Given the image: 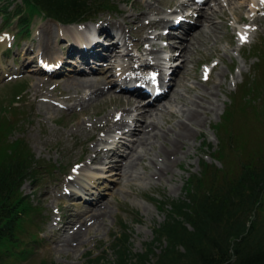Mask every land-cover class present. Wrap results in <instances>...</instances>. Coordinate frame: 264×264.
<instances>
[{
  "label": "rangeland",
  "instance_id": "rangeland-1",
  "mask_svg": "<svg viewBox=\"0 0 264 264\" xmlns=\"http://www.w3.org/2000/svg\"><path fill=\"white\" fill-rule=\"evenodd\" d=\"M11 1L7 9L8 15L3 14V2L0 1V35L7 36L6 39L0 40V106H2L0 115L9 116L13 109L17 115L12 106L13 104L22 105L20 110L23 112V117L20 121L8 122L7 136L11 140L19 138L20 141H26L34 158L39 162L36 179H26L20 188L23 193L28 194L34 207L30 213V222L25 224L26 230L22 238L25 242L34 244V247L31 252L33 258H24L19 264H33L34 260L39 261L40 258H47L48 261L57 264H116L110 243L111 233L118 232L120 229L119 221L126 224L132 255L141 252L153 236V226L161 222L165 215L156 200L167 197L175 199L183 195L186 180L192 173L200 171L201 157L204 156L203 159L208 163L213 160L210 153L219 144L214 124L219 122L223 110L229 106L231 92L234 93L243 79L251 80L258 74V69L254 68L258 61L253 53V46L260 45V41L263 44L260 46H264V0H261L262 4L260 0H205L198 10L193 0H173L170 4H166L168 0H154L155 2L153 0H109L103 8H98L99 5L95 6L98 11L90 15L91 17L87 20H83L84 22L63 24L35 12L28 17V32L17 28L20 16L15 15V11L13 14L10 13L16 7L19 11L26 10L27 7L21 5L20 0ZM181 1L184 2V8L179 9L176 15L192 20L189 24V33L182 34L185 37L184 40H180L178 36L183 26L174 25L171 28L170 23L173 12H176L173 9H178L177 5ZM136 3H139V7ZM161 3L165 4L162 8ZM148 5L156 9L150 10ZM136 14L141 15V24L159 17L161 21L153 24L154 28L148 27V24L145 26L148 29L142 28L138 26L139 22L130 20L133 19L132 15ZM205 14L212 17L211 22L203 19L202 16ZM118 19L122 20L123 30L126 32L125 39L132 43L142 38L143 46L136 47L130 44V52L127 55H123L122 46L124 45L114 46L117 47L115 51L118 55H114V59L110 58L113 57L112 55L109 56L110 59L107 57L96 59L99 54L78 49L80 42L84 45L88 40L96 38L93 28L92 33L89 34L86 31L80 33L77 30L78 27L86 24L92 27L98 23V26L109 27V30L118 32L120 35L121 30L116 23ZM113 23L116 25L114 26ZM56 24L61 26V30H57ZM243 25L246 26L245 29L250 35L247 41L241 43L236 31ZM165 28L169 29L165 37L163 33L157 35ZM148 32L154 37H148ZM193 35H197L195 36V38L198 37L197 41ZM106 36L103 34L101 38L105 42L111 40L110 36ZM170 43L174 45L169 46ZM181 46L189 48L184 56L180 53ZM82 47L85 50L86 46ZM146 47H151L152 51L148 52ZM194 47L196 48L193 49ZM102 50L106 53L107 49ZM39 52H42L41 60L46 64L55 65L60 62L59 69L54 73H44L52 68L42 66L40 69L36 65V57L40 56ZM169 54L175 55L172 60L163 58V56L168 58ZM143 58L147 61L144 64L141 63ZM148 61L158 63L161 73L165 71V66L163 67L162 64L168 65L169 68L170 63L179 64V68L176 67L175 72L170 74L173 81L171 88L154 104L159 103L158 107H162L161 102L165 103L167 97H175L169 98L166 104L171 103L170 108L181 112L184 107H191L196 102H200L204 122L194 124V132L191 136L181 141L169 128V126L175 127L177 117L168 113L169 109L166 111L163 107L160 110L153 108L151 113L138 117L140 119L138 122L154 121L156 123L154 129L167 135L160 137L156 144H145L147 146L144 145V147L136 146L135 139L140 135L139 133L125 136L124 144L119 151L125 149L123 155L126 157L114 158L115 154L108 157L104 153L106 151L111 153L109 146H112L121 135L117 131L136 123V111H129L132 112L129 115L116 109L123 105L125 98L134 97V94L116 91L113 88L120 77L119 67L127 68L126 73L135 71L145 73ZM205 64L211 67L208 80H205L202 74ZM81 67L97 68L86 73H75L74 69ZM182 73L185 75L183 76ZM72 78L101 81L104 79V83L101 82L102 87L108 88L107 91L110 90L111 93L107 95L105 90L100 93L103 97L97 98L88 87L76 92L67 85L68 82L66 83ZM179 78L181 79L177 83ZM35 86L37 89H34ZM16 88L24 90L25 98L19 100L17 95H14ZM261 89L263 93L255 100L256 104H264V85ZM112 93L120 95L118 99L120 103L114 101ZM14 99L22 102L13 103ZM139 100L142 99L139 97ZM255 103L252 100L249 104ZM125 106H130V103L127 102ZM210 106L212 109H209ZM79 107L81 109L77 110ZM235 108L238 109L236 106ZM114 112L121 113L120 118H114ZM105 113L109 120L113 119L120 123L116 129L111 127L100 133L99 124L102 123L101 119L104 118ZM121 119L126 121V127L121 123ZM138 122L136 125L139 124ZM232 125L236 128L240 126L234 121ZM142 127L141 129L139 127L140 131ZM172 140L177 142V147L175 152L168 154V157L170 156L173 160L171 169L166 170L165 173H157V169L154 166L152 168L149 159L159 163L164 157L159 155V149L164 148V145L171 147ZM204 143H208L209 146ZM91 147L104 148L106 151L103 154L102 152L97 154L94 160H90L95 154ZM134 147L137 151L139 150L138 152L145 154V159L136 164L134 171H125L123 164L130 156V149ZM214 161L217 166H221L219 160ZM114 162L119 164L107 166ZM71 168L77 170L72 171ZM70 176L75 177L70 181L68 179ZM77 186L83 192L77 189ZM99 195L102 196L99 197ZM84 197H89L85 198L86 200L91 198L93 203L86 202ZM96 201L109 202L108 208L110 207L111 212L108 216L106 214L107 217L104 216V222H93L90 215L91 207ZM61 217L71 222L65 231L55 234L54 231L60 225ZM72 234L75 239H71ZM32 236L36 239L31 241ZM66 239L69 240L67 245H59ZM156 248L158 249V245ZM96 256H99V259L90 263L88 258ZM0 264L13 263L8 258L6 261L1 260Z\"/></svg>",
  "mask_w": 264,
  "mask_h": 264
},
{
  "label": "trees",
  "instance_id": "trees-1",
  "mask_svg": "<svg viewBox=\"0 0 264 264\" xmlns=\"http://www.w3.org/2000/svg\"><path fill=\"white\" fill-rule=\"evenodd\" d=\"M0 1L8 15L12 1ZM106 3L109 0H21L26 10L16 7L10 13L20 16L17 27L28 32V17L35 12L71 23L88 19L98 11L95 6ZM253 49L258 74L243 79L214 124L219 144L211 154L222 166L201 158L200 171L186 180L183 195L155 199L165 216L153 226V236L141 252L132 255L126 224L120 220L121 229L112 233L110 243L116 264H264V104L255 103L263 93L264 46ZM12 107L17 115L14 109L9 116L0 115V261L10 258L19 264L33 258L34 247L22 238L34 207L20 188L26 179H36L39 162L26 141L7 136L8 122L23 117L22 105ZM236 117L253 138L232 129ZM98 257H89V262ZM36 261L33 264H57L47 258Z\"/></svg>",
  "mask_w": 264,
  "mask_h": 264
},
{
  "label": "bare ground",
  "instance_id": "bare-ground-1",
  "mask_svg": "<svg viewBox=\"0 0 264 264\" xmlns=\"http://www.w3.org/2000/svg\"><path fill=\"white\" fill-rule=\"evenodd\" d=\"M154 1V0H153ZM162 1V0H161ZM165 1H167V0H165ZM173 0H168L167 2H166V4H170L171 2H172ZM155 2V1H154ZM229 3H231V2H229ZM237 3H239V2H237ZM137 5H138V7H139V3H136ZM142 4V3H141ZM162 4V3H161ZM233 4V3H232ZM241 4V3H240ZM163 5H165V4H162L161 5V8H162V6ZM177 6H179V8L178 9H183V7H184V2H180ZM240 6V5H239ZM134 7H135V5H134ZM147 8V7H146ZM148 8L151 10V9H156V8H154V7H152V5H148ZM233 8V7H232ZM173 10H175L176 11V9H173ZM234 10V9H233ZM143 11H145V10H143ZM237 11V10H236ZM146 12V11H145ZM222 12V11H221ZM143 13V12H142ZM174 13V12H173ZM177 12H175L174 14H173V17L172 18H170V20H171V22L170 23H172L173 21L175 22V21H177L180 25L181 24H183V22H184V20L182 19V18H178V19H174L175 18V14H176ZM144 14V13H143ZM142 14V15H143ZM207 14V13H206ZM203 15L202 17H203V19H207V20H209L210 22L212 21V17L211 16H208V15ZM264 14V13H263ZM222 15H224V13L222 14ZM216 16V15H215ZM261 16V15H260ZM143 17V16H142ZM199 17V16H198ZM225 17V16H224ZM132 18L133 19H130V20H132V21H136V22H139L138 23V26L139 27H142V28H144L147 24H148V27H151V28H154V25L153 24H158V23H160V21H161V17H159L158 19H150L146 24H141L140 23V18H141V15H139V14H136V15H132ZM260 18V17H259ZM168 19V18H167ZM200 20V19H199ZM105 21V20H104ZM122 20L121 19H118V21H116V23L118 24V26H119V28H120V30H121V33L122 34H120L119 36L118 35H114L113 34V36H110L109 34H111V30H109L110 28L108 27V28H104L103 26H98V23H96L95 25H93L92 27H90L89 26V24H86V25H84V26H82V27H78V31L80 32V33H82L83 31H86L87 33H92V28L94 29V33H95V35H96V38L95 39H93V40H88V42H86L83 46H86V48H85V50H84V48L82 47V45L79 43V46H78V49L79 50H81V51H83V52H85V51H90L91 53H95V54H99V56H102L103 55V50L102 49H107V51H108V53L105 55L108 59H114V55H117V52L115 51V50H117V47L115 48L114 46H119V44H120V41L123 39V42H122V45H124L123 46V49H124V55H127L129 52H130V47L131 46H129L130 44H133L134 46H136V47H138V46H143V44H144V40H142V38H138L136 41H134V42H132V43H130L129 41H127L126 39H125V36H126V32L123 30V24H122V22H121ZM124 21H126V19L124 20ZM262 21H263V19H262ZM131 22V21H130ZM109 23V22H108ZM60 24V23H59ZM59 24H56L57 26H55L56 28H57V30L59 29V30H61L60 29V27L61 26H59ZM131 24V23H130ZM113 25L115 26L116 24L115 23H113ZM214 25V24H213ZM59 27V28H58ZM203 27V26H202ZM210 27H212V25L210 24ZM146 28V27H145ZM213 28V27H212ZM217 28V27H216ZM146 29H148V28H146ZM190 29V28H189ZM189 29H188V31H187V29L185 30L186 32H187V34L189 33ZM203 29V28H202ZM148 30H146V32H147ZM100 33V34H98L97 35V33ZM128 32V31H127ZM205 33V32H204ZM107 35L106 37H111L110 39L111 40H107L106 41V43H109L108 45H106V44H103V41H104V39H102L101 38V35ZM116 34H119L118 32L116 33ZM208 34V33H207ZM206 34V35H207ZM158 35H161V33H158ZM148 37H153V34H151V33H149L148 32V35H147ZM164 37H165V34L163 35ZM189 36V35H188ZM195 36H197V35H193V37H194V39H196L195 41H197L198 40V37H196L195 38ZM209 36V35H208ZM6 34H5V36L4 35H0V40H3V39H6ZM129 38V37H128ZM200 38V37H199ZM49 39V38H48ZM106 39V38H105ZM185 39V37L183 38V37H181L180 38V40H184ZM43 40H45V39H43ZM75 40H80V39H75ZM73 41V40H72ZM105 42V41H104ZM239 43V42H238ZM46 45V44H45ZM155 45V44H154ZM174 45V43H170L169 44V46H173ZM110 46V47H109ZM153 46V45H152ZM193 46H195L194 44H193ZM182 48L180 49V53L181 54H183L182 56H184V55H186L187 54V50L189 49V48H185V46L183 47V46H181ZM112 48V49H111ZM147 48V51L148 52H151L152 51V48L151 47H146ZM196 47H194L193 49H195ZM47 49V48H46ZM111 50H113L114 52H112ZM99 51H101V52H99ZM194 51V50H193ZM69 52V51H68ZM179 52V51H178ZM42 53V52H41ZM41 53L39 52V54H40V58H42L41 57ZM101 54V55H100ZM179 54V53H178ZM79 55V54H78ZM86 55V54H85ZM110 55H112L113 57H110L109 58V56ZM118 56V55H117ZM130 56V55H129ZM174 56L175 55H173V54H169V56H168V61H170V60H172L173 58H174ZM130 58V57H129ZM132 58V57H131ZM138 58V57H137ZM187 58V57H186ZM78 60V59H77ZM127 61V60H126ZM91 62V61H90ZM146 62V59L145 58H143L142 59V61H141V63H145ZM86 63V62H85ZM121 63V62H120ZM115 64V63H114ZM178 65L179 64H176V63H170V67L172 68V70L175 72V70H176V67H178ZM82 66V65H81ZM95 66V65H94ZM115 66V65H114ZM141 66V65H140ZM130 68H132V67H130ZM130 68H129V70H130ZM179 68V67H178ZM182 68V67H181ZM74 69V68H73ZM95 69V67H92L91 68V70L93 71ZM113 69V68H112ZM74 70H76V71H78V72H85V71H88V70H83V69H78V68H76V69H74ZM76 73V72H75ZM110 73H112V72H110ZM186 73V72H185ZM181 74V73H180ZM188 74V73H187ZM175 75H177V74H175ZM182 75L184 76L185 74L184 73H182ZM211 75V74H210ZM209 75V76H210ZM64 76V75H63ZM209 76L207 77V79L206 80H208V78H209ZM115 77H117V76H115ZM136 76L135 75H133V76H130L129 78H128V80H127V83H129V84H133V83H135V80H134V78H135ZM108 79V78H107ZM180 79L181 78H179V80L177 81V83H179V81H180ZM40 80V79H39ZM223 80V79H222ZM38 81V80H37ZM104 81V79L101 81V80H99V79H94V80H89V79H84V78H82V79H74V78H72V80H67L66 81V83L68 82V86L70 87V88H72L74 91H79L81 88L83 89V88H86V87H88V88H90L91 89V93H94L95 95H96V97L97 98H99V96L100 97H103V96H101L100 95V93H102L103 91H107V89H104L103 87H102V83L101 82H103ZM41 82V81H40ZM39 82V83H40ZM168 82H170V80L168 79ZM172 82V84H173V81H171ZM104 83V82H103ZM175 83V82H174ZM37 86V85H36ZM36 86L34 87V89H37L36 88ZM102 87V88H101ZM159 87L160 88H162V92L165 90V84H164V82L163 83H159ZM113 88H115V90L116 91H119V90H121V89H123L122 88V86H121V84L120 83H116L115 84V86H113ZM200 90V89H199ZM175 91V90H174ZM174 91H172V93L174 92ZM200 92V91H199ZM111 93V91L110 90H108L107 91V95L108 94H110ZM166 92H164V93H161V94H157L156 96H152V92L151 93H149V94H146L145 92H142V91H138L137 93H134V97L133 98H130V97H128V98H125L124 99V102H123V105L122 106H120V108H116V109H119V110H122V112L121 113H126V114H131L129 111H136V115H135V118H136V123H134L132 126L129 124V126L128 127H126V128H124V130L121 132V135H119V137L114 141V143H113V145L109 148V149H111V153H107V151H106V149H104V148H99V149H97V148H94V147H91L90 149H92V150H94L95 151V154L92 156L91 154V158H90V160H94L95 159V157L97 156V154H99V153H101L102 152V154L106 151V153H104L106 156H111V154L113 155V154H115L114 156V158H121V156H123L124 158L126 157V155L124 156L123 155V152H124V150L123 151H119V149L122 147V144H124V140H125V136H128V135H134V134H136V133H139L140 135L139 136H137V138L135 139V141H136V143H137V145L136 146H138V145H140V146H143L144 147V145L145 144H150V145H152V144H156V141L160 138V137H162V136H166L167 134H165V133H162V132H159V131H157V130H155L154 129V127L156 126V123L154 122V121H148V122H143V123H141V122H138L140 119L138 118V117H142V116H146L147 114H149V113H151V111H152V109L154 108V110L155 109H157V110H160L162 107H163V109L164 108H166V111L168 110V113H170V114H172V115H175L176 117H177V119H176V121H175V123L174 124H176L175 125V127H172V126H169V128L171 129V131H172V133L175 135V137L178 139V140H181V141H183V140H186V138H188V137H190L191 136V134L194 132V124H198V123H200V122H204V117H203V113H202V111H201V109H200V107L202 106V104L200 103V102H196L195 103V105L194 106H191V107H189V106H187V107H184L183 108V110L181 111V112H179L178 110H176V109H172V108H170V105H171V103H169L168 105L166 104V102L169 100V98L171 99H173V98H175V97H167V101L164 103V102H161L162 103V107L160 106V107H158L159 106V103H157V104H154L155 103V101L156 100H158V98L163 94V96H164V94H165ZM131 94H133V93H131ZM144 94V98L146 99V101H144L143 102V100H139V96H141V95H143ZM210 95V94H209ZM111 96L114 98V101H116V102H118V103H120L119 101H118V99L120 98V95L119 94H116V95H114L113 93L111 94ZM92 97H94V96H92ZM95 97V98H96ZM210 98V97H209ZM208 98V99H209ZM91 99H93V98H91ZM143 99V98H142ZM200 99H201V97H200ZM204 99V98H203ZM207 99V100H208ZM206 100V101H207ZM88 101V100H87ZM98 101V100H97ZM174 101V100H173ZM127 102H129L130 103V106H125V104L127 103ZM171 102V101H170ZM203 102V101H202ZM84 103V102H83ZM212 104V103H211ZM119 105V104H118ZM121 105V104H120ZM155 105V106H154ZM161 105V104H160ZM152 106V107H151ZM154 106V107H153ZM186 106V105H185ZM214 106V105H213ZM175 107V106H174ZM182 107V106H181ZM211 107V106H210ZM204 109H207L206 107H203ZM48 109V108H47ZM181 109V108H180ZM209 109H212V107L211 108H209ZM158 112V111H157ZM110 113V112H109ZM114 113H116L117 114V112H114ZM114 113H113V115H114ZM206 114V113H205ZM150 116V115H149ZM119 118H120V116H119ZM208 119V118H207ZM102 123H100L99 124V132L100 133H102V132H104V131H106V130H108V129H110L111 127L112 128H117V127H119V121H116V120H109V118H108V115H107V113H105V115H104V118L102 117ZM134 120V119H133ZM98 121V120H97ZM83 122V121H82ZM125 120L123 119H121V123L122 124H125ZM131 122H132V120H131ZM137 122L139 123L138 125H136L137 124ZM118 123V124H117ZM91 124V123H90ZM81 125V124H80ZM118 125V126H117ZM141 126H143L142 127V131H140V129H141ZM149 126H151L150 128H149ZM139 127H140V129H139ZM82 128V127H81ZM123 129V128H122ZM108 132V131H107ZM168 133V132H167ZM104 134V133H103ZM102 134V135H103ZM138 135V134H137ZM168 135H169V133H168ZM170 139V138H169ZM168 139V140H169ZM171 140V139H170ZM97 141V140H96ZM173 141V140H172ZM110 143V142H109ZM135 143V142H134ZM179 144H181V143H179ZM93 145V144H92ZM95 145H96V143H95ZM135 145V144H134ZM150 145H148V146H150ZM145 146H147V145H145ZM128 147V146H127ZM164 148H162V149H159V155L161 154V155H164V157H163V159H161V161L158 163V162H156V163H154L153 162V160L152 159H149V163L152 165V168H153V166L155 167V169H157V173H165L166 172V170H170L171 169V166H172V162H173V160L171 159V157L169 156L168 157V154L170 155L171 154V152H175V148L177 147V142L176 141H173L172 142V146L170 147V146H163ZM108 148V147H107ZM126 148V147H125ZM102 149H103V151H102ZM147 149V148H146ZM129 151V150H128ZM139 151V150H138ZM137 150H136V148L134 147V148H131L130 149V151H129V153H130V156H129V158L127 159V161L123 164V166H124V169H125V171H129V172H131V171H134V168H135V166H136V164L138 163V162H142V160H144L145 158V154H143L142 152H138ZM143 151V150H142ZM136 153V154H135ZM180 154V153H179ZM104 155V156H105ZM122 157V158H123ZM161 157V156H160ZM103 158V157H102ZM101 158V159H102ZM103 160H104V158H103ZM108 160V159H107ZM110 161V160H109ZM148 163V164H149ZM119 163H116V162H114V163H109L107 166H117ZM123 166H122V168H123ZM119 171V170H118ZM122 171V170H121ZM105 172V171H104ZM112 172V171H111ZM123 172V171H122ZM169 172V171H168ZM154 173V172H153ZM121 176V175H120ZM128 176V175H127ZM71 181V180H70ZM75 181V180H74ZM73 181V182H74ZM76 182V181H75ZM82 185V184H81ZM80 186V185H79ZM75 187V186H74ZM81 187V186H80ZM47 192V191H46ZM66 193H67V191H66ZM71 194V193H70ZM83 195H85V194H83ZM108 204H109V202H107V201H99V202H95L94 203V206H92L91 207V213H90V215H91V217L93 218L92 220H93V222H97V221H101V222H104V218L105 217H107L108 216V213H110L111 212V210H110V207L108 208ZM106 214H107V216H106ZM69 215V214H68ZM105 216V217H104ZM74 217V216H73ZM84 221V220H83ZM71 221L68 219V221L67 220H65L64 218H62L61 217V222H60V225L56 228V230L54 231V233L55 234H57V232H61V231H65V229H67L68 228V226H69V223H70ZM80 223H81V221H80ZM106 223H107V221H106ZM98 224H99V222H98ZM103 224V223H102ZM74 225V224H73ZM72 225V226H73ZM84 225H86V224H84ZM87 226V225H86ZM85 226V227H86ZM104 228V227H103ZM70 229V228H69ZM76 231V230H75ZM74 232V231H73ZM53 233V234H54ZM75 233V232H74ZM78 235V234H77ZM79 235H81V233L79 234ZM70 237V236H69ZM77 238V237H76ZM71 239H75V237H74V234H72L71 235ZM64 240H65V238H64ZM63 241V240H62ZM68 239H66V241H64V242H62V243H60L59 245H64V244H68ZM80 241V240H79ZM76 245V244H75Z\"/></svg>",
  "mask_w": 264,
  "mask_h": 264
}]
</instances>
